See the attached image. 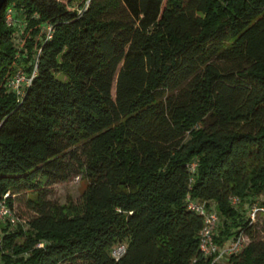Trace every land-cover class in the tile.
Returning a JSON list of instances; mask_svg holds the SVG:
<instances>
[{"label":"trees","instance_id":"1","mask_svg":"<svg viewBox=\"0 0 264 264\" xmlns=\"http://www.w3.org/2000/svg\"><path fill=\"white\" fill-rule=\"evenodd\" d=\"M35 64L21 96L7 90ZM80 174V204L47 199ZM5 195L17 224L0 227V264H211L186 197L215 207L218 246L250 234L240 208L264 198V0H7ZM20 196L26 218L13 207ZM227 264H264V243L250 240Z\"/></svg>","mask_w":264,"mask_h":264},{"label":"built area","instance_id":"2","mask_svg":"<svg viewBox=\"0 0 264 264\" xmlns=\"http://www.w3.org/2000/svg\"><path fill=\"white\" fill-rule=\"evenodd\" d=\"M14 16L12 9L7 11L6 23L11 25L8 21L11 20ZM14 20V19H13ZM15 22V20H14ZM14 25V24H12ZM47 39L52 37L53 28L50 25L44 27L42 31ZM36 74V64L33 68V71L30 76L23 70H18L16 74L11 77L7 84L6 88L8 91L12 92L16 96H21L23 90L30 86L32 78ZM196 164H191L189 166V171L194 172ZM5 195L0 200V227L10 226L13 227L17 224V219L15 218L13 212L10 210ZM187 208L190 211L198 214L202 218V229L198 235V246L199 251L206 258L212 257L211 264H218L221 260L229 258L232 255L240 253L243 248L246 246L243 234H240L235 239L223 243L221 246H218L214 243V236L216 234V229L219 223V215L212 204H206L204 202L193 200L190 196L186 197ZM236 203V200H233V204ZM258 212H264V207L259 204L254 205L250 209L249 220L252 221L255 218V215ZM1 231H0V247H1ZM125 248L123 245L114 248L112 255L114 258H118L124 252Z\"/></svg>","mask_w":264,"mask_h":264},{"label":"rangeland","instance_id":"3","mask_svg":"<svg viewBox=\"0 0 264 264\" xmlns=\"http://www.w3.org/2000/svg\"><path fill=\"white\" fill-rule=\"evenodd\" d=\"M63 4H67V0H58ZM72 9V8H70ZM15 22H14V20ZM22 18L20 16H13L12 21L9 20L8 22L13 26L17 28V33L15 34L16 37L14 40L18 43V45L22 46V43H20V33H21V26H22ZM112 96L115 94V83H113L112 90H111ZM88 184V180L84 175H77L73 176L70 180L63 182V183H56L53 184L47 195V199L53 202H56L58 204H67V203H73V204H80L82 201V193L85 190L86 186ZM263 197H259L256 199V201L249 206L248 204L242 206L240 208V211H245L246 217H249L250 209L260 202L263 201ZM239 205H235L237 208ZM14 210L19 218H26L28 215H30V212L28 211L25 203V197L20 196L16 199V201L13 204ZM222 224V218L219 217V223L218 228ZM216 229V231L218 230ZM245 244L247 245L250 240L255 241H261L264 243V212H258L255 215L254 220L251 223V231L250 234H243ZM218 264H227V260L223 259Z\"/></svg>","mask_w":264,"mask_h":264},{"label":"water","instance_id":"4","mask_svg":"<svg viewBox=\"0 0 264 264\" xmlns=\"http://www.w3.org/2000/svg\"><path fill=\"white\" fill-rule=\"evenodd\" d=\"M7 0H0V10L5 5Z\"/></svg>","mask_w":264,"mask_h":264}]
</instances>
